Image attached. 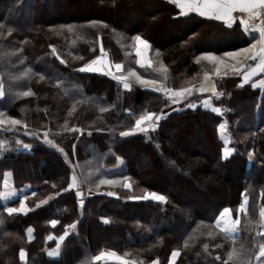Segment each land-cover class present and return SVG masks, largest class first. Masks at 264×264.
<instances>
[{
    "label": "trees",
    "instance_id": "obj_1",
    "mask_svg": "<svg viewBox=\"0 0 264 264\" xmlns=\"http://www.w3.org/2000/svg\"><path fill=\"white\" fill-rule=\"evenodd\" d=\"M178 15L164 0H0V80L5 91L0 112L21 121L14 128L0 126L13 147L0 159V173L11 171L16 187H35L27 215L9 216L11 205L0 201V264H23L21 249L27 264H120L94 259L105 251L135 264H171L173 251L180 252L175 264H234L228 260L233 249H243V258L256 264L264 243L257 235L264 207V94L231 70L217 77L214 65L196 63L204 55L247 47L253 34L248 38L238 26L227 33ZM163 24L183 25L178 34L185 44L170 49L169 41L153 40L149 34H157ZM198 27H206L204 34L191 40ZM136 35L151 46L150 68L137 64ZM101 43L110 62L123 65L122 75L135 70L174 91L197 87L208 72L224 93L213 102L222 114L203 109L209 95L197 91L173 104L134 78L132 87L124 89L102 73L79 72L101 55ZM161 66L167 73L157 71ZM189 103L196 106L189 108ZM148 113L161 117L153 122L155 131L120 136L133 131L136 120ZM221 122L227 124L235 149L229 159L222 157ZM73 128L81 131L67 130ZM195 129L205 134V146L186 139ZM45 133L57 149L45 143ZM74 173L79 187L69 188ZM124 177L131 190L101 183ZM89 189L94 196L84 195L80 207L76 192ZM110 191L116 195L108 196ZM148 192L166 196L167 202L130 198ZM191 194L197 199H190ZM245 197L246 212H239ZM225 208L241 222L234 238L216 227ZM54 219L59 221L55 227ZM71 224L76 228H67ZM66 228L61 255L48 257ZM49 235L56 239L49 241Z\"/></svg>",
    "mask_w": 264,
    "mask_h": 264
},
{
    "label": "snow or ice",
    "instance_id": "obj_2",
    "mask_svg": "<svg viewBox=\"0 0 264 264\" xmlns=\"http://www.w3.org/2000/svg\"><path fill=\"white\" fill-rule=\"evenodd\" d=\"M172 4L177 6L180 10V15L187 16L189 13H196L200 17H204L211 20L221 21L225 24V26L231 29L234 25L240 27L242 26V30L244 33L248 34H258V36H253L252 41L249 43L247 47H242L236 51H226L223 55H204L199 57L196 60V63L199 64L201 61H207L208 63L215 66L214 75L219 77L221 75L222 70H224L225 75L227 74V70H231L234 74L242 75L243 81L245 83L252 80L253 77L258 76L261 73H264V0H170ZM236 13H239L240 16L237 17ZM237 20H239V25H237ZM3 27V25H0ZM106 27V25H105ZM69 31H73L72 26L68 27ZM133 47L135 49V56L137 59V64L140 68L151 67V61L148 59L147 52L150 49V44L147 40L142 39L141 36L136 35L133 38ZM101 55L91 60L85 66L78 69L81 73H102L103 75L110 76L113 80L122 83L124 89H130L132 87L129 82L131 78L135 79V82L144 86L145 88H150V90L158 92L166 96L169 101L173 104L179 103L181 100L185 99L187 96H190L193 91H197L200 93L204 92H213L216 91V84L212 79V76L209 75L208 72L204 73L203 82L200 83L199 87L196 86L183 88L179 91H174L170 88H165L162 86H157V80L154 79H144L141 75H139L135 70H129L127 75H117L116 73H121L123 71V65L120 63L113 64L105 58L103 44L100 46ZM52 53H56V49L52 48ZM59 58V57H58ZM249 62H255L253 64ZM61 63H64L61 60ZM115 70V71H114ZM157 71L161 73H167V69L161 66ZM31 72V69L28 70ZM27 75V73H26ZM164 79H167V76H164ZM243 86V85H241ZM255 87L264 88V81H261L254 85ZM23 95H31V92H24ZM5 96L4 84L2 80H0V99H3ZM207 101H205V106H207ZM196 105L189 103V108H194ZM212 111L218 112L220 114L221 110L218 108H213ZM160 116H157L155 113H148L145 115H141L139 119L135 122V129L133 131H124L120 133L121 137H128L130 135L136 134V132L146 133L149 131H155V126L153 122L155 121L158 124ZM21 121L18 119H13L11 117L5 118V114L0 112V126L11 125L13 128L16 125H20ZM27 128V125H24ZM225 129V125H220V131L223 132ZM7 130V129H6ZM68 131L80 132V129L73 128L67 129ZM47 133L45 136V143L51 145L52 147H56L55 144L51 140L47 139ZM91 135V133H89ZM18 143H22L19 142ZM230 144L231 141L229 140ZM25 149H30L28 144H23ZM75 145H73V148ZM61 153H63V149H58ZM235 151L234 148L224 147L223 155L224 158L227 159L231 156V154ZM66 155V154H65ZM251 158V157H250ZM128 177H124L121 181L120 179H107L101 181V183L109 184V185H121L128 189H132L131 183H128ZM55 186V185H54ZM79 184L77 182V177L75 173L71 177V184L69 188H78ZM108 196H115L114 192H107ZM35 195V193H33ZM78 197H83L84 193L82 191H78L76 193ZM132 199H143V200H151L158 203H166L167 198L162 194H157L156 192H148L145 193L142 197H130ZM28 197L25 196L23 201L20 202L19 207H7L6 212L9 216L15 213H22L27 215V212L30 209H27L26 201ZM248 204L247 197H245L244 202L239 207V212H246V205ZM80 205L83 207V200H80ZM39 207V205H37ZM231 209L225 208L220 213L218 219L216 220V227L219 228L226 236L234 238L235 235L239 231L240 219L237 217L236 219H232L231 217ZM261 216V224L264 226V210L260 212ZM103 222L108 224L109 221L104 219ZM0 223H3L0 220ZM59 221L52 220L51 225L55 227ZM251 224V221H249ZM67 228H76V224L68 225ZM67 228L64 232V235L60 236L56 249L54 251H49V257H59L61 255L60 247L64 242L65 238L69 235ZM29 239H31L32 229L28 230ZM258 236L264 237V232H258ZM49 241L56 239L54 236L49 235L47 237ZM205 249L207 245L204 246ZM243 249L237 251L233 249L231 253L228 255V260L233 261L234 264H250V260H245L242 256ZM105 254H101L96 256L94 259L99 261L104 257ZM112 256H116L115 253H111ZM180 255L179 251L172 252L171 264H175V259ZM20 260L23 264H27L26 261V253L23 249L20 250L19 253ZM264 257V243L259 245L258 255L256 259L260 261V258ZM117 260H120V264H135L134 261L121 260L120 257L116 256ZM216 259H219L217 257Z\"/></svg>",
    "mask_w": 264,
    "mask_h": 264
},
{
    "label": "crops",
    "instance_id": "obj_3",
    "mask_svg": "<svg viewBox=\"0 0 264 264\" xmlns=\"http://www.w3.org/2000/svg\"><path fill=\"white\" fill-rule=\"evenodd\" d=\"M164 1H166V2H169L170 4H172L171 2H170V0H164ZM174 5V4H173ZM175 6V5H174ZM176 7V9L179 11V15H178V17L180 18V19H188V18H194V19H196V20H198V21H202V22H204L206 25H208V24H210V25H215L218 29H223L224 31H227V33H228V31H230V30H233L235 27H237L236 25H234L231 29H229V28H227L226 26H225V24L223 23V22H221V21H216V20H211V19H207V18H204V17H200L198 14H196V13H189L187 16H182V15H180V10H179V8L177 7V6H175ZM234 15H236L237 17H239L240 16V14L239 13H236V14H234ZM237 25H239V20H237ZM241 31H243L242 30V26H240V27H238ZM246 34V33H245ZM253 34V35H252ZM252 34H248V38H250L251 37V35H252V37L253 36H258V34H255V33H252ZM247 35V34H246ZM104 55H105V58L108 60V61H110L109 60V58H108V56H107V54H105L104 53ZM138 59V58H137ZM254 64H255V62H254ZM254 64H253V66H254ZM99 73V72H98ZM232 74H234V73H232ZM214 79H215V81H216V84H217V86H218V95H213V94H207V95H209V97H207V98H205L204 100H203V102H202V107H203V109H205V110H207V111H212V109L213 108H216L214 105H213V102L214 101H218V100H221L222 98H219V96H220V94H223V96H224V93H223V91H220L219 90V85H218V83H217V78L216 77H213ZM241 79H242V81H243V77H242V75H241ZM261 81H264V73H261V74H259L258 76H255V77H253L252 78V80L251 81H249V82H252L253 83V86L255 85V84H257V83H259V82H261ZM244 82V81H243ZM245 83V82H244ZM257 88H259L260 90H261V95H263L264 94V88H260V87H257ZM205 101H207L208 103H207V106H205ZM179 103H181V102H179ZM214 112V111H213ZM215 113H218V112H215ZM221 124H224L225 125V129H224V131L223 132H221L220 131V125ZM1 130V129H0ZM217 133H218V137H219V139H220V141L222 142V144H223V148H222V157L224 158V155H223V149H224V147H230V148H232L231 147V143L229 144L228 143V141L230 140L231 141V138H230V135H229V132H228V129H227V124L225 123V122H221L220 124H219V126H218V129H217ZM221 133V134H220ZM8 137H6V136H4L2 133H0V159H2L4 156H6L7 154H8V152H12V149H13V147H12V145H10V143H9V141H8V139H7ZM233 154V153H232ZM232 154H231V156H232ZM230 156V157H231ZM229 157V158H230ZM229 158H227V159H229ZM225 159V158H224ZM7 176V177H6ZM11 178L10 180H11V185H10V183H9V179L8 180H6L5 182H7L8 181V184H9V188L11 187V189H14V190H16L17 191V193L18 194H20L19 195V197H17V198H14V199H9V197H7V196H5L4 195V192H5V190H7L6 188H5V186H4V184H3V181H4V179L5 178ZM2 186V189L0 188V201L3 203V204H10L11 206H9V207H19L20 206V202L21 201H23V198L25 197V196H27L28 197V200H29V198H31V197H33V193H35V187L32 185V184H25V185H23L22 187H16V185H15V181H14V177H13V174H12V172L11 171H2L1 173H0V187ZM87 191V190H86ZM85 196H86V194H85ZM28 200L25 202L26 203V206H27V209H30L31 210V207H29V205H28ZM40 204H42V203H39L38 205L40 206ZM29 210V211H30ZM28 211V212H29ZM237 235V234H236ZM235 235V236H236ZM28 236H29V234H28ZM31 237H32V233H31ZM232 238V237H231ZM32 239V238H31ZM59 239V238H58ZM57 239V240H58ZM63 248V243L61 244V247H60V252H61V249ZM56 249V247L54 248V249H51V250H49V251H54ZM48 251V252H49ZM111 253L112 252H110V251H105V252H103V254H105L104 255V257L102 258V259H105V260H107V261H110V262H120V260H117L116 259V256H118V257H120L121 258V260H128L129 261V258L128 257H122V256H119V255H117L116 254V256H112L111 255ZM48 255V254H47ZM101 255V254H100ZM49 257V256H48ZM50 258H57V257H50ZM256 261H257V259L255 260V263H256Z\"/></svg>",
    "mask_w": 264,
    "mask_h": 264
},
{
    "label": "rangeland",
    "instance_id": "obj_4",
    "mask_svg": "<svg viewBox=\"0 0 264 264\" xmlns=\"http://www.w3.org/2000/svg\"><path fill=\"white\" fill-rule=\"evenodd\" d=\"M184 28L183 25H179L178 27H171L169 25H166V24H163L157 31V34L153 35V34H149V36H151V38L157 42H161L162 41H166V42H170L171 43V48L170 49H173L175 47H177V45L184 41L186 38L184 36H181L178 34V31H181L182 29ZM206 30V27H198L197 31H200L198 34H196V32H194V35H192V37L190 38L191 40H198V38L200 39L201 37V32H203L204 34V31ZM176 38L177 37V40L174 41L172 40V38ZM209 38V37H208ZM207 38V39H208ZM182 46L183 44H185L184 42L181 43ZM147 56H148V53H147ZM199 86V85H198ZM197 86V87H198ZM179 91V90H178ZM194 92V91H193ZM189 96H187L185 99L181 100L180 102H183L185 101ZM192 134L190 135V132H188V136L186 137L187 140H189V143L190 144H196L197 142H200L202 145H204V143H202V140H203V137L205 136V134L203 133L202 130L200 129H195V131L191 132ZM221 134V133H220ZM205 146V145H204ZM50 147H52L50 145ZM52 148H56V147H52ZM57 149V148H56ZM139 164H142V159L139 158L138 160ZM142 166V165H141ZM164 174L166 175L167 172L163 171ZM7 177V176H6ZM167 178L171 179L172 177L171 176H168L166 175ZM5 178V177H4ZM9 179V183L11 185V178H5L4 181H3V184L5 186V188L7 190H5L4 192V195L9 197V199H14V198H17L19 197L20 194L17 193L16 190L14 189H11V187L9 188V184H8V181L5 182L6 180ZM2 189V186L0 187ZM94 191L92 189H89L88 191ZM190 199L192 200H196V196L194 194H191L189 196ZM261 210H264V207L261 208ZM261 212V211H260ZM231 217L232 219L233 216L231 214ZM258 232H264V226H262L261 224V216H260V219H259V226H258ZM256 264H264V257H261L260 258V261H256Z\"/></svg>",
    "mask_w": 264,
    "mask_h": 264
},
{
    "label": "water",
    "instance_id": "obj_5",
    "mask_svg": "<svg viewBox=\"0 0 264 264\" xmlns=\"http://www.w3.org/2000/svg\"><path fill=\"white\" fill-rule=\"evenodd\" d=\"M110 77V76H109ZM111 78V77H110ZM213 79V81L215 82V84H216V81H215V79L214 78H212ZM199 87V86H198ZM218 92V86H217V84H216V91H215V93H213V92H204V93H200V92H197L198 94H200V95H205V94H216ZM78 192V191H77ZM76 192V193H77ZM83 192V191H82ZM84 193V192H83ZM77 196V195H76ZM77 199H78V203H79V206L81 207V205H80V200L82 199L83 200V206L85 205V200H84V195H83V197H78L77 196Z\"/></svg>",
    "mask_w": 264,
    "mask_h": 264
},
{
    "label": "built area",
    "instance_id": "obj_6",
    "mask_svg": "<svg viewBox=\"0 0 264 264\" xmlns=\"http://www.w3.org/2000/svg\"><path fill=\"white\" fill-rule=\"evenodd\" d=\"M117 75H121V73H116ZM223 94H220L219 98H222ZM94 196V192L93 191H88L87 192V197H93Z\"/></svg>",
    "mask_w": 264,
    "mask_h": 264
}]
</instances>
